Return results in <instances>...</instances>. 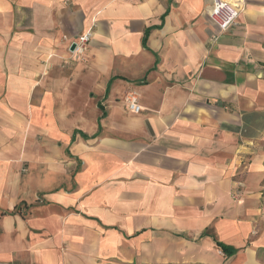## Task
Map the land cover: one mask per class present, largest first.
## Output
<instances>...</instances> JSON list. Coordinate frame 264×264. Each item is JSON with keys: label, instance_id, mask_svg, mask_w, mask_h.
I'll return each instance as SVG.
<instances>
[{"label": "crops", "instance_id": "crops-1", "mask_svg": "<svg viewBox=\"0 0 264 264\" xmlns=\"http://www.w3.org/2000/svg\"><path fill=\"white\" fill-rule=\"evenodd\" d=\"M234 1L220 33L211 0H0V264H264V0Z\"/></svg>", "mask_w": 264, "mask_h": 264}, {"label": "built area", "instance_id": "built-area-1", "mask_svg": "<svg viewBox=\"0 0 264 264\" xmlns=\"http://www.w3.org/2000/svg\"><path fill=\"white\" fill-rule=\"evenodd\" d=\"M239 12L240 9L237 2L234 0H211L210 7L208 9V17L210 22L218 29V31L223 33L235 24ZM212 38L213 40L216 39V37ZM90 39V30L76 36L71 43V45H74L72 53L77 57L83 56ZM124 103L126 109L131 113L138 114L141 111V107L138 104V97L135 93L128 94L124 98Z\"/></svg>", "mask_w": 264, "mask_h": 264}, {"label": "trees", "instance_id": "trees-1", "mask_svg": "<svg viewBox=\"0 0 264 264\" xmlns=\"http://www.w3.org/2000/svg\"><path fill=\"white\" fill-rule=\"evenodd\" d=\"M144 40H145V38H144ZM19 210H20L19 206H16L14 208V211L13 212H19ZM216 244L220 248V250L222 251V253H224V254H230V251H228L223 245H221L220 243H216Z\"/></svg>", "mask_w": 264, "mask_h": 264}, {"label": "water", "instance_id": "water-1", "mask_svg": "<svg viewBox=\"0 0 264 264\" xmlns=\"http://www.w3.org/2000/svg\"><path fill=\"white\" fill-rule=\"evenodd\" d=\"M73 50H74V45L72 44L70 47V51H73Z\"/></svg>", "mask_w": 264, "mask_h": 264}, {"label": "rangeland", "instance_id": "rangeland-1", "mask_svg": "<svg viewBox=\"0 0 264 264\" xmlns=\"http://www.w3.org/2000/svg\"><path fill=\"white\" fill-rule=\"evenodd\" d=\"M25 171H26L25 167H24V168H22V173H23V172H25Z\"/></svg>", "mask_w": 264, "mask_h": 264}]
</instances>
